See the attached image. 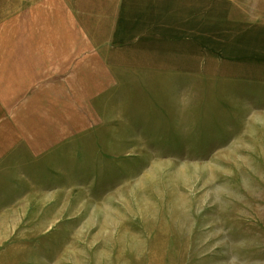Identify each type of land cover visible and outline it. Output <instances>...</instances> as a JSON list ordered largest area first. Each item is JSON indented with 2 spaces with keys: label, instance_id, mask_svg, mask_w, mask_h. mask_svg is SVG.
<instances>
[{
  "label": "rangeland",
  "instance_id": "1",
  "mask_svg": "<svg viewBox=\"0 0 264 264\" xmlns=\"http://www.w3.org/2000/svg\"><path fill=\"white\" fill-rule=\"evenodd\" d=\"M27 1L0 0V20ZM107 1L72 0L73 29L82 15L99 31ZM195 2L194 43L164 54L183 69L129 89L96 147L73 139L37 164H0V264H264V0ZM132 71L120 72L136 83ZM10 129L0 120V155Z\"/></svg>",
  "mask_w": 264,
  "mask_h": 264
},
{
  "label": "crops",
  "instance_id": "2",
  "mask_svg": "<svg viewBox=\"0 0 264 264\" xmlns=\"http://www.w3.org/2000/svg\"><path fill=\"white\" fill-rule=\"evenodd\" d=\"M137 2L107 1L106 25L95 34L83 25L82 15L78 19L81 28L73 29L72 0H29L14 16L0 20V120L11 128L0 164L6 161L16 167L31 160L37 164L62 144L69 149L73 139L93 149L94 127L102 123L106 110L114 116L124 115L122 111L128 109L123 101L129 105L130 90L134 94L136 84L146 85L154 72L173 63L183 69L185 59L173 61L164 54L176 52L168 45L177 47L185 39L194 43L198 26L193 9L199 3ZM104 9L101 5V11ZM147 29L153 33L143 34ZM185 30L189 37H184ZM89 37L128 45L91 47ZM121 70H134L131 78L137 82L126 79ZM118 84H123L130 97L120 98V89V93L113 91ZM92 110L100 113L91 121L88 114Z\"/></svg>",
  "mask_w": 264,
  "mask_h": 264
}]
</instances>
